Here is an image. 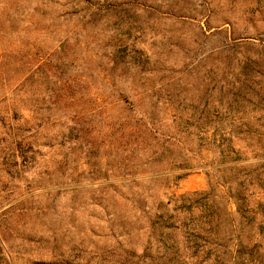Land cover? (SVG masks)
<instances>
[{
  "label": "rangeland",
  "instance_id": "rangeland-1",
  "mask_svg": "<svg viewBox=\"0 0 264 264\" xmlns=\"http://www.w3.org/2000/svg\"><path fill=\"white\" fill-rule=\"evenodd\" d=\"M0 264H264V0H0Z\"/></svg>",
  "mask_w": 264,
  "mask_h": 264
},
{
  "label": "trees",
  "instance_id": "trees-1",
  "mask_svg": "<svg viewBox=\"0 0 264 264\" xmlns=\"http://www.w3.org/2000/svg\"><path fill=\"white\" fill-rule=\"evenodd\" d=\"M225 141H228V143L226 144V147H225L226 150L221 149V154H223L224 152H226V153H228V154L233 153V152H234L233 147H232V146H231V147L228 146V145L230 144V142H231V139H230V138H229L228 140L225 139L224 142H225ZM223 144H224L223 142H222V143H219V144H218V147H222ZM243 209H244L243 211H247V208H243ZM237 210H238V212L241 211L240 206L237 208Z\"/></svg>",
  "mask_w": 264,
  "mask_h": 264
}]
</instances>
